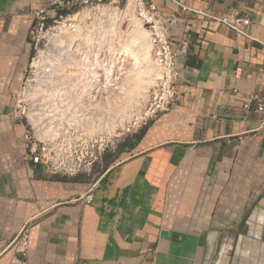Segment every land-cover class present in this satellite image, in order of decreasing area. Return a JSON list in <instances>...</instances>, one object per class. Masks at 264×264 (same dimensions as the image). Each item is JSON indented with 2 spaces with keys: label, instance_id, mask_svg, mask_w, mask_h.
Instances as JSON below:
<instances>
[{
  "label": "crops",
  "instance_id": "crops-1",
  "mask_svg": "<svg viewBox=\"0 0 264 264\" xmlns=\"http://www.w3.org/2000/svg\"><path fill=\"white\" fill-rule=\"evenodd\" d=\"M51 1L0 0V264L26 224V264H264V0H148L184 44L178 93L96 180L33 165L13 115Z\"/></svg>",
  "mask_w": 264,
  "mask_h": 264
},
{
  "label": "rangeland",
  "instance_id": "rangeland-1",
  "mask_svg": "<svg viewBox=\"0 0 264 264\" xmlns=\"http://www.w3.org/2000/svg\"><path fill=\"white\" fill-rule=\"evenodd\" d=\"M112 7L111 14L104 18L105 25H118L120 31L126 30L129 26V18L121 15L126 8L125 1H114ZM132 14L134 15L133 11ZM54 26L60 25L50 21L48 31L39 38L36 44H33L30 66L27 68L17 93L16 109L24 112L23 120L35 139L40 138L39 140L44 139L52 142L49 143L50 155L62 162L58 174H81L96 180L108 167L124 157L123 151H127L134 142V136L144 126L135 125L133 120L136 113L147 103L151 86L148 84L145 92L141 91L139 95H133L132 98L128 96L127 90L122 93L118 89L110 91L113 92L114 100L119 97L120 102L116 105L114 102L108 106L104 96L97 99L101 103L99 102L100 105H94V107L87 105L86 102L84 105L66 104V100L69 102L66 95L60 96V93L57 94L56 91L61 88L63 91L72 88L70 84L78 77L79 69L77 63L69 59L70 51L67 52L66 48L60 45L61 41L49 39V32L52 31L50 28ZM85 32L82 30L73 34L75 32L64 28L61 34L65 40L64 45L66 46L69 41H78L81 34ZM116 34L119 35L120 32L116 31ZM126 36L135 37L139 42L141 41V37L137 34ZM122 39V36H111L109 40L117 45L118 41ZM40 52H44V54L40 59L41 67H37L33 64V59ZM149 62L151 63L150 59ZM150 63L147 66L148 64L143 61L140 67L135 68L136 70L146 68L149 73L144 74V79L152 82ZM46 67L48 70L44 71L43 68ZM123 68L126 71L131 69V65L124 63ZM124 74L125 72L118 76L119 78L116 80L118 85L122 83ZM110 79L113 80L114 77ZM129 80L130 78L127 79V82ZM103 83L102 81L98 85ZM53 87L57 88L52 90ZM107 93H109L108 89ZM70 96H75V93L73 92Z\"/></svg>",
  "mask_w": 264,
  "mask_h": 264
},
{
  "label": "built area",
  "instance_id": "built-area-1",
  "mask_svg": "<svg viewBox=\"0 0 264 264\" xmlns=\"http://www.w3.org/2000/svg\"><path fill=\"white\" fill-rule=\"evenodd\" d=\"M114 1H125L126 8L132 9L134 16L138 19L142 28L148 36L151 47V55L155 66V81L148 92V100L144 107L136 113L134 117L135 125H146L149 121L157 118L159 115L169 111L172 103L178 93V81L180 77L178 60L180 52L184 48L175 47L170 38L171 26L175 19L165 18L159 11L156 3L148 0H52L50 4L33 12L34 23L29 31V40L36 44L40 37L48 31L50 21L54 22L56 27H65L70 32H75L77 28L88 30L89 23L92 20L97 24L105 25L104 18L108 17L113 10ZM222 1V0H216ZM251 1V0H246ZM125 8V10H126ZM183 9H186L183 7ZM52 12V14H50ZM224 22L237 31L243 32L237 26V23L249 25L251 19L247 14L237 16L235 23H230L227 17L215 18ZM53 28H50L53 29ZM254 98L247 99L243 106L246 110L252 105ZM262 103L257 104L258 109H262ZM24 112H13L15 117L23 118ZM129 131L130 128L128 127ZM25 140L28 145L27 158L33 164L40 166L44 171L51 174L60 173L62 162L50 155V140L41 141L35 139L29 130L25 131ZM50 143V144H49ZM92 199L91 193L85 196V200ZM29 225L22 226L21 230L14 238L15 257L11 264H26L28 250Z\"/></svg>",
  "mask_w": 264,
  "mask_h": 264
},
{
  "label": "bare ground",
  "instance_id": "bare-ground-1",
  "mask_svg": "<svg viewBox=\"0 0 264 264\" xmlns=\"http://www.w3.org/2000/svg\"><path fill=\"white\" fill-rule=\"evenodd\" d=\"M121 15H123L125 18H129V26L126 30L120 31L118 25L108 26L97 24L96 21L92 20V22L88 25V30H86L85 33L81 34V37L78 41H81V39L83 38L82 36H90L92 37V40H84L80 44H76L77 41H69L66 46L64 45L65 40H63V37L61 36L62 31L65 28L63 26L53 28L52 31L49 32V39L61 41L60 45L65 47L67 52L68 50L70 51L69 59L71 61H75L77 63V68L79 69V72L77 74L78 77H76L74 82L70 84L72 88H68L66 89V91H63L61 88L56 91L57 94L60 93V96H62L63 94L66 95V98H68L69 100V102H67V100L65 99L66 102H64L66 104L76 103V105H84V103L86 102L87 105L94 107V105H100L99 102L101 103V101L97 99H99L100 96H104L105 103L107 104L108 102V106H111L114 102L116 105L120 102L119 97H116L114 100L113 92L110 91L118 89L122 93V91L125 92L127 90L128 96L132 98L133 95H139L141 91L145 92L148 84H150L151 86L154 83L155 66L151 55V47L147 33L142 28V25L140 24L138 19L134 17L129 7L126 8V10L121 13ZM65 30L67 29L65 28ZM114 30L120 32V34L117 36H122L123 39L117 45H114L111 49V45H107V42H109L111 36H115L113 34ZM80 31L82 30L80 28H77V30L73 34H76ZM136 34L141 37V42H139L138 46H136V44L120 45L126 39V35L133 36ZM97 40H105V44H100V42H98ZM107 50L108 54L105 55ZM140 51L142 52L140 53ZM43 54L44 52H40V54L37 55L35 59H33V64L35 66L41 67L40 59H42ZM149 59L151 60L152 64L149 62ZM143 61H145L146 64L150 63V75L153 78L152 82L150 80L146 81L144 79V74L149 73L146 68L138 70H136L135 68L140 67L141 62ZM124 63L131 65V69H127L125 71V68H123ZM147 66H149V64ZM43 70L47 71L48 67H46L45 69L43 68ZM119 71L121 72L119 73ZM123 72H125L124 78H122V83L118 85L116 80L117 78H119L118 76ZM112 77H114L113 80L110 79ZM128 78H130V80L127 82ZM102 81L104 83L102 85H98L101 84ZM125 85H128L129 87H126ZM55 88L57 87H53L52 90ZM104 89H106L105 93ZM107 89L109 90V93L106 94ZM73 92L75 93V96H70ZM61 100L63 101V99ZM41 140L46 141L44 139Z\"/></svg>",
  "mask_w": 264,
  "mask_h": 264
}]
</instances>
